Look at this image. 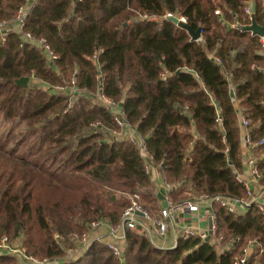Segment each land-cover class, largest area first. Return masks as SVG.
<instances>
[{
    "label": "trees",
    "instance_id": "obj_1",
    "mask_svg": "<svg viewBox=\"0 0 264 264\" xmlns=\"http://www.w3.org/2000/svg\"><path fill=\"white\" fill-rule=\"evenodd\" d=\"M249 1L37 0L26 30L45 36L57 58L21 47L13 31L0 43V239L20 237L30 254L56 264H234L250 245L242 264H264V213L256 202L233 212L212 203L218 228L211 239L179 235L173 248H162L135 227L117 240L121 256L107 235L75 256L66 252L78 247L71 233L91 221L119 223L134 194L153 215L162 208L139 147L113 134L114 112L91 94L98 75L124 121L146 138L173 202L250 197L237 177L244 168L239 111L250 120V155L264 187V145H257L264 138V46L241 28L250 23ZM254 1L262 24L264 0ZM23 2L0 0V16L12 18ZM168 13L202 27L201 42ZM32 71L26 87L15 82ZM74 74L81 92L52 87ZM0 264L20 262L0 253Z\"/></svg>",
    "mask_w": 264,
    "mask_h": 264
},
{
    "label": "built area",
    "instance_id": "obj_2",
    "mask_svg": "<svg viewBox=\"0 0 264 264\" xmlns=\"http://www.w3.org/2000/svg\"><path fill=\"white\" fill-rule=\"evenodd\" d=\"M37 0H24V2L18 7L15 12V15L10 18H2L0 16V43H5L7 41L8 32L13 31L20 36V46L23 47L26 44L35 46L43 52L49 60L53 61L57 58V54L49 43L48 39L45 36H35L32 32L26 30V19L31 10V7ZM73 2L75 0H72ZM216 14H222V11L219 9L215 10ZM245 13L249 15L250 23L252 21V1H249L245 7ZM144 18L148 17V14L142 15ZM174 16L173 13H168L166 17ZM179 19L187 23L186 16H179ZM201 36L195 41L201 42L203 28L201 27ZM261 42L264 46V36H261ZM217 61H221L219 57H216ZM264 69V68H263ZM34 77V71L31 72L30 79ZM97 78L100 80V88L96 93H91L92 96L97 97L101 100L104 106L108 107L114 112V121L118 128L113 130V134L119 138L129 139L133 144L137 145L140 149V153L145 159L146 170L151 172L154 169L153 162L151 159V153L147 147L146 138L142 136L133 125L128 122H125L122 118L121 104L116 101L114 98L110 97L102 91V76L98 75ZM57 91H62L69 89L72 95L81 92L80 88L76 86V77L75 74L71 77L70 82L60 85L52 86ZM241 127L243 129V139L248 144L251 143V136L248 132V126L250 120L243 115H239ZM257 145H264V138L257 142ZM247 170L249 172L248 178L241 177L238 174V179L243 182L248 190L250 195L249 198H229L221 194L216 195H207L201 194L199 196H192L191 198L185 199L181 202H173L168 194L170 185L166 182V196L165 200L167 205L163 207L157 215H152L147 208L143 206L140 202V195L134 194L132 196V201L129 206L125 208L121 215V221L115 225H110L101 220H93L90 222L89 229L83 232L75 231L71 233L72 239H74L78 247H85L93 239L102 240L105 238V234L93 235L95 230L101 227H107L108 234L107 236L111 237V240H108V247L114 252V254L121 256L122 248L118 244L117 240L121 241L125 237V232L127 228L141 227L148 235L152 238L156 236L164 237L168 234L170 226L176 223L179 220L180 214L193 215L197 211L201 203H219L221 206L226 207L229 211H238L243 208V206H248L253 202H256L259 209L264 213V204L257 201V194L253 192L252 185L256 184L259 178L261 177V172L257 163L256 157L253 155H248L247 157ZM211 226L210 231L215 235L218 228L217 214L211 212L210 214ZM147 221V222H146ZM199 229L193 225L184 226L181 230V235L185 238L192 237L195 235L206 236V233L202 234L198 231ZM56 237L62 239L63 237L60 234H56ZM173 248V247H172ZM77 247H68L66 249L67 256H75L79 254ZM245 255L239 257L235 260L234 264H242L247 260V254L250 252L249 247L244 249ZM0 253H12L22 262V264H56L48 258H39L30 254L22 242L17 239L10 238L7 235H4L0 239Z\"/></svg>",
    "mask_w": 264,
    "mask_h": 264
},
{
    "label": "crops",
    "instance_id": "obj_3",
    "mask_svg": "<svg viewBox=\"0 0 264 264\" xmlns=\"http://www.w3.org/2000/svg\"><path fill=\"white\" fill-rule=\"evenodd\" d=\"M235 105L237 108H239V103L235 102ZM241 112L239 111V115ZM242 148L244 153V168L243 171L240 173L241 177L248 178L249 172L247 170V162L246 159L248 155L250 154V147L247 142L242 140ZM152 179L155 182L157 189L160 193V198L162 201V208L167 205V202L165 200L166 196V182L163 174L158 171L156 168L152 170ZM252 190L254 193L257 194V201L264 204V187L261 186L259 183L252 185ZM161 208V209H162ZM159 213V212H158ZM157 213V214H158ZM210 214H211V204L209 203H201L198 207L197 211L194 212L193 215H186V214H180L179 220L172 224L170 226V229L168 231V234L166 236H156L152 238V241L154 244H156L159 247L162 248H172L177 244V240L179 235H181V230L184 226L193 225L197 227L200 233L204 234L206 233V238L211 239L214 234L210 231ZM147 222V221H146ZM99 234H108L107 227H101L93 233V235H99ZM253 250V246H249V251L251 252Z\"/></svg>",
    "mask_w": 264,
    "mask_h": 264
},
{
    "label": "water",
    "instance_id": "obj_4",
    "mask_svg": "<svg viewBox=\"0 0 264 264\" xmlns=\"http://www.w3.org/2000/svg\"><path fill=\"white\" fill-rule=\"evenodd\" d=\"M256 12V2L252 0V21L251 24L242 25L241 28L247 31H251L253 34H258L260 36H264V22L262 24L258 23L255 17ZM168 19L174 21L179 26L184 27L187 29L192 37L193 40L198 39L201 36V27H199L197 30H194L188 23L183 22L179 19L178 16H169ZM30 76H22L15 80V82L21 86L26 87L29 84ZM231 95H234V92L231 91ZM216 107L219 109L220 105L216 104ZM211 224V219H209Z\"/></svg>",
    "mask_w": 264,
    "mask_h": 264
},
{
    "label": "rangeland",
    "instance_id": "obj_5",
    "mask_svg": "<svg viewBox=\"0 0 264 264\" xmlns=\"http://www.w3.org/2000/svg\"><path fill=\"white\" fill-rule=\"evenodd\" d=\"M31 80V79H30ZM4 124V126H5V124L6 123H3ZM2 127H3V125H2ZM148 210V209H147ZM149 211V210H148ZM150 212V211H149ZM151 213V212H150ZM152 214V213H151ZM153 215V214H152ZM15 239H17L18 241H20V242H22V240H21V238L20 237H18V238H15ZM79 248H81V249H83V247H77V249L79 250ZM18 261L20 262V264H22V262L18 259Z\"/></svg>",
    "mask_w": 264,
    "mask_h": 264
}]
</instances>
